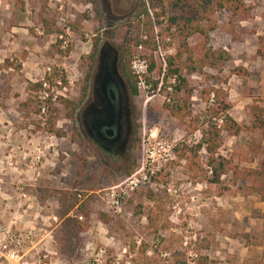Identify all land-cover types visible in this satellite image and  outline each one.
I'll return each mask as SVG.
<instances>
[{"label":"rangeland","instance_id":"obj_1","mask_svg":"<svg viewBox=\"0 0 264 264\" xmlns=\"http://www.w3.org/2000/svg\"><path fill=\"white\" fill-rule=\"evenodd\" d=\"M141 1L154 22L158 11L147 0H95L100 42L118 46ZM243 1L251 19L237 23L216 12L209 21V46L230 55L222 72L205 69V76L186 78L192 116L204 111L201 92L220 88L231 106L228 114L247 127L253 107L264 120V59L256 55L257 38L264 36V0ZM96 24L93 6L82 0H0V264H10L4 258L9 251H15L14 264H193L195 253L212 264H264V199L244 195L230 175L210 185L204 153L196 174L177 160L182 144L191 148L199 134L163 110L167 97L160 82L175 44L153 55L144 88L137 82L138 142L128 152L129 163L103 161L88 147L75 112L63 102L80 103ZM200 41L194 37L188 44ZM132 54L148 56L137 49ZM237 69L247 75L236 76ZM53 73L55 86L45 82L42 91H27L28 83L44 84ZM145 78L159 82L158 88L152 90ZM43 91L49 100H42ZM28 98L38 101V115L20 110ZM51 126L63 137L50 134ZM219 154L241 169L258 168L264 129L224 135ZM151 171L156 175L149 179ZM73 220L87 223V230L75 236Z\"/></svg>","mask_w":264,"mask_h":264},{"label":"trees","instance_id":"obj_2","mask_svg":"<svg viewBox=\"0 0 264 264\" xmlns=\"http://www.w3.org/2000/svg\"><path fill=\"white\" fill-rule=\"evenodd\" d=\"M93 6L95 19L97 21L95 34L98 35L102 30L99 23V13L95 0H82ZM148 4L154 11V22L147 13L145 2L141 1L139 12L134 22L129 24L123 41L120 44L121 51V70L123 76L131 90L133 96L138 95L137 82L138 78L131 69L133 61V50L141 48L148 53L145 59L147 63V73L154 69L153 52L158 46L161 49H167L175 44V55L166 59L165 72L161 80L160 90L166 95L163 104V110L174 120L178 121L183 127L191 133L198 132L199 140L189 148L188 145L182 144L177 156V160L183 163L186 170L196 174L202 170L201 153L205 155V165L210 174L209 184L219 183L222 176L230 175L232 179L242 186L240 191L244 195H256L264 199V159L258 168L241 169L232 164L231 159L220 156L222 146V137H237L241 133L260 131L264 129V120L258 107L251 108L250 125L245 127L237 124L228 114L231 106L227 100L226 93L220 88L206 89L201 92V100L204 104V111L200 116H192L193 112L190 107L192 90L189 87L187 76L194 74H203V70L208 69L219 75L223 66L229 62L230 55L223 49H212L208 44V35L214 29L209 25L211 16L216 12H224L228 15L230 21L244 22L251 19V9L246 6L243 0H147ZM264 19V12L262 14ZM84 20H89L84 16ZM42 24L46 27V22L42 19ZM203 22L206 25L203 26ZM47 28V27H46ZM158 32L155 34L154 29ZM194 37H199L201 41L193 46L188 41ZM158 38V43L156 42ZM168 40V41H167ZM99 43L96 37L87 60L90 63V69L94 62L95 51ZM256 55L264 59V36L257 38ZM11 66H8V68ZM20 69V66L14 68ZM236 76H246L243 69L234 71ZM211 78V76H207ZM86 77V81L88 80ZM58 74L53 73L44 79V83L55 86ZM146 83L152 90L158 88L159 82L151 81L145 78ZM63 83V78H60ZM43 83L27 84L29 93L42 91ZM171 90V93L168 92ZM66 107H71V113H74L77 104L64 101ZM20 110L25 113L38 115V101L31 98L26 99L19 106ZM201 117V121L199 120ZM72 120V118H70ZM50 134L57 138L63 137L60 131L54 130L51 126L48 130ZM138 142V140H136ZM248 163H252L249 160ZM128 175V173H126ZM223 194L218 193L221 197ZM97 219L103 224L108 223V219L97 214ZM72 229L75 230V236L84 233L87 230V223L73 220ZM66 239H70V234H64ZM193 264H212V262L200 253H195ZM174 259V258H173ZM259 264V263H257ZM261 264V263H260Z\"/></svg>","mask_w":264,"mask_h":264},{"label":"flooded vegetation","instance_id":"obj_3","mask_svg":"<svg viewBox=\"0 0 264 264\" xmlns=\"http://www.w3.org/2000/svg\"><path fill=\"white\" fill-rule=\"evenodd\" d=\"M120 44L115 46L109 39L101 42L99 39L92 68L89 63L80 103L74 112L88 147L98 152L103 161L127 165L128 152L136 142V109L135 96L121 70Z\"/></svg>","mask_w":264,"mask_h":264},{"label":"built area","instance_id":"obj_4","mask_svg":"<svg viewBox=\"0 0 264 264\" xmlns=\"http://www.w3.org/2000/svg\"><path fill=\"white\" fill-rule=\"evenodd\" d=\"M157 33V32H156ZM61 39V37H60ZM168 41V40H167ZM156 42L158 43V38H156ZM137 50L141 51L142 49L139 47L137 48ZM159 54V56H161V48L158 46L157 50L155 52H153V55H157ZM132 66H131V69L134 71V73L137 75V78L139 80V87H142L144 88V82L142 81V78L144 75H147V61L143 58H133V61H132ZM163 65H164V61H163ZM47 71H49V69H47ZM43 86H45V83L43 84ZM42 100L43 101H46L47 99L49 100L50 98L48 97L47 93L46 92H42ZM55 100L56 97L54 96L52 98V100ZM168 101V100H167ZM46 110L45 106H42L40 108V111L41 113H44ZM156 174H154L153 171L150 172V176H149V179H152V177H154ZM132 184V183H131ZM134 187H136V185H134ZM0 257H1V251H0ZM5 260H7L10 264H14V260L16 258V254H15V251H9L5 256H4Z\"/></svg>","mask_w":264,"mask_h":264},{"label":"water","instance_id":"obj_5","mask_svg":"<svg viewBox=\"0 0 264 264\" xmlns=\"http://www.w3.org/2000/svg\"><path fill=\"white\" fill-rule=\"evenodd\" d=\"M105 44H106V45H108V43H107V42H106ZM113 50H114V49H113ZM114 52H116V51L114 50ZM100 55H101V52H100Z\"/></svg>","mask_w":264,"mask_h":264}]
</instances>
